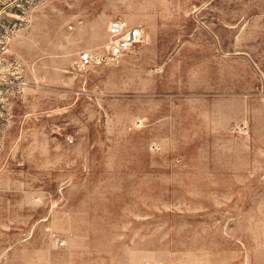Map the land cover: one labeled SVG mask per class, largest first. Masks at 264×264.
I'll return each mask as SVG.
<instances>
[{
    "label": "rangeland",
    "instance_id": "374dc122",
    "mask_svg": "<svg viewBox=\"0 0 264 264\" xmlns=\"http://www.w3.org/2000/svg\"><path fill=\"white\" fill-rule=\"evenodd\" d=\"M0 264H264V0H0Z\"/></svg>",
    "mask_w": 264,
    "mask_h": 264
},
{
    "label": "built area",
    "instance_id": "2783aa9c",
    "mask_svg": "<svg viewBox=\"0 0 264 264\" xmlns=\"http://www.w3.org/2000/svg\"><path fill=\"white\" fill-rule=\"evenodd\" d=\"M107 42L102 54L81 52L78 67L87 70L93 65L116 63L122 56L143 41L144 33L140 25L130 24L122 17L111 18L106 27Z\"/></svg>",
    "mask_w": 264,
    "mask_h": 264
}]
</instances>
